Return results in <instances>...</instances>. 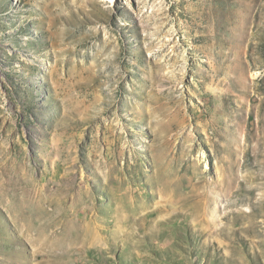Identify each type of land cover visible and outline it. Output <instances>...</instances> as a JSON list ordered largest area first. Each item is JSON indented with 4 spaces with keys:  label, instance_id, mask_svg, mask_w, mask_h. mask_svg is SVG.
<instances>
[{
    "label": "rangeland",
    "instance_id": "374dc122",
    "mask_svg": "<svg viewBox=\"0 0 264 264\" xmlns=\"http://www.w3.org/2000/svg\"><path fill=\"white\" fill-rule=\"evenodd\" d=\"M0 264H264V0H0Z\"/></svg>",
    "mask_w": 264,
    "mask_h": 264
}]
</instances>
